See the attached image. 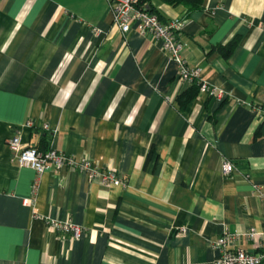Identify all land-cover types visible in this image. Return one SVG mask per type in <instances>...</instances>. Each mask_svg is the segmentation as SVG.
<instances>
[{"label":"crops","instance_id":"1","mask_svg":"<svg viewBox=\"0 0 264 264\" xmlns=\"http://www.w3.org/2000/svg\"><path fill=\"white\" fill-rule=\"evenodd\" d=\"M152 2L223 99L182 105L192 85L178 64L135 27L125 38L108 0H0V264H215L213 244L236 234L229 247L264 250V0H205L188 18ZM236 37L229 58L213 50ZM14 135L126 185L68 168L38 176L19 166Z\"/></svg>","mask_w":264,"mask_h":264},{"label":"built area","instance_id":"2","mask_svg":"<svg viewBox=\"0 0 264 264\" xmlns=\"http://www.w3.org/2000/svg\"><path fill=\"white\" fill-rule=\"evenodd\" d=\"M108 1L113 13V22L125 38L134 27L141 35L152 36L153 39L162 44L163 50L170 54L171 58L178 64L180 80L189 85L197 83L200 93L203 95L218 100L224 98L225 92L204 81L201 71L198 68L190 67L183 56L185 45L179 37L180 22H162L157 15L138 9L136 7L138 0ZM8 145L17 158L19 166L34 170L38 176L54 169L68 168L86 174L91 183H98L106 187L126 185V181L118 175L114 168L104 169L88 157L77 158L75 155L66 154L54 148L40 151L36 147H26L19 135L12 136L8 140ZM233 170L234 164L230 161L223 165L224 174H230ZM51 227L59 234L70 236L73 239H80L84 233L81 226L71 222H52ZM256 235L254 229L244 234L250 240H254ZM240 236L237 234L225 235L213 244V248L219 253L215 264H264V250L251 253L243 249L229 247L236 243Z\"/></svg>","mask_w":264,"mask_h":264},{"label":"trees","instance_id":"3","mask_svg":"<svg viewBox=\"0 0 264 264\" xmlns=\"http://www.w3.org/2000/svg\"><path fill=\"white\" fill-rule=\"evenodd\" d=\"M166 5L178 7L183 6L187 9V18L197 12L204 10L205 0H160ZM136 7L142 11H147L151 14L157 15L159 19L167 23L160 12L154 7L152 0H138ZM240 43V38L236 37L232 41L224 45H216L213 50L220 53L225 59L232 56ZM200 94V88L197 83L191 86V89L180 98L182 105L188 104L191 100L195 99ZM264 107V105H263Z\"/></svg>","mask_w":264,"mask_h":264}]
</instances>
